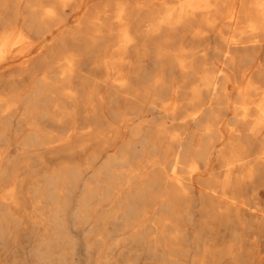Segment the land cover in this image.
Listing matches in <instances>:
<instances>
[{"label":"bare ground","instance_id":"bare-ground-1","mask_svg":"<svg viewBox=\"0 0 264 264\" xmlns=\"http://www.w3.org/2000/svg\"><path fill=\"white\" fill-rule=\"evenodd\" d=\"M14 120L32 148L162 152L220 197L194 264H264V0H0V141Z\"/></svg>","mask_w":264,"mask_h":264},{"label":"rangeland","instance_id":"rangeland-1","mask_svg":"<svg viewBox=\"0 0 264 264\" xmlns=\"http://www.w3.org/2000/svg\"><path fill=\"white\" fill-rule=\"evenodd\" d=\"M4 135L0 197L14 185L19 208L0 198V264H194L197 247L211 245L218 192L202 194L201 177L182 190L164 183L157 166L165 165L162 152L124 145H96L83 154L32 148L23 144L16 120ZM153 175L160 180L152 184ZM258 229L249 249H264Z\"/></svg>","mask_w":264,"mask_h":264}]
</instances>
